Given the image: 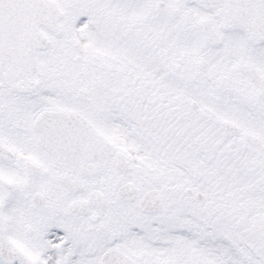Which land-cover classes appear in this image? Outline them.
Instances as JSON below:
<instances>
[{
  "label": "snow or ice",
  "instance_id": "6c2138e0",
  "mask_svg": "<svg viewBox=\"0 0 264 264\" xmlns=\"http://www.w3.org/2000/svg\"><path fill=\"white\" fill-rule=\"evenodd\" d=\"M0 264H264V0H0Z\"/></svg>",
  "mask_w": 264,
  "mask_h": 264
}]
</instances>
